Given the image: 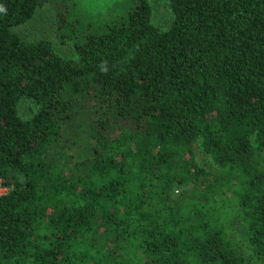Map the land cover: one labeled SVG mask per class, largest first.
<instances>
[{"label": "trees", "instance_id": "trees-1", "mask_svg": "<svg viewBox=\"0 0 264 264\" xmlns=\"http://www.w3.org/2000/svg\"><path fill=\"white\" fill-rule=\"evenodd\" d=\"M75 1L0 0V264H264V0Z\"/></svg>", "mask_w": 264, "mask_h": 264}, {"label": "rangeland", "instance_id": "rangeland-1", "mask_svg": "<svg viewBox=\"0 0 264 264\" xmlns=\"http://www.w3.org/2000/svg\"><path fill=\"white\" fill-rule=\"evenodd\" d=\"M153 7L152 21L160 26L167 27L169 24L168 10L164 0H150ZM75 14L79 17H90L99 15L97 23H106L112 19H117L126 15L132 6L131 0H76ZM101 14V15H100ZM55 15L52 7L48 3L39 6L31 20L22 25L21 30L31 36L43 37L54 46L56 52L62 56L71 53L70 43H63L59 40L56 33ZM195 185L188 184L181 188V191L192 192ZM178 193V191H177ZM176 194V193H174ZM173 194V195H174Z\"/></svg>", "mask_w": 264, "mask_h": 264}, {"label": "built area", "instance_id": "built-area-1", "mask_svg": "<svg viewBox=\"0 0 264 264\" xmlns=\"http://www.w3.org/2000/svg\"><path fill=\"white\" fill-rule=\"evenodd\" d=\"M10 187L4 185L1 181H0V198L7 195L10 191Z\"/></svg>", "mask_w": 264, "mask_h": 264}]
</instances>
